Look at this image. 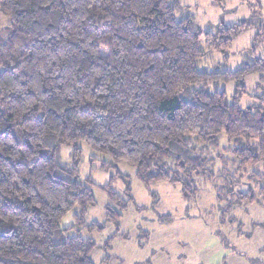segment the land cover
<instances>
[{
    "label": "trees",
    "instance_id": "16d2710c",
    "mask_svg": "<svg viewBox=\"0 0 264 264\" xmlns=\"http://www.w3.org/2000/svg\"><path fill=\"white\" fill-rule=\"evenodd\" d=\"M177 4L0 0L8 20L0 25V264H93L95 246L78 234L94 204L78 179L81 142L131 165L143 186L180 185L185 200L196 194L194 177L220 157L212 152L221 135L240 166L264 160V95L240 108L208 86L234 82L244 92L264 60L233 71L196 66L208 53L226 54L246 25L201 35L190 17L177 18ZM61 146L72 149L71 168L55 159ZM110 184L103 190L124 212ZM67 217L73 224L62 227Z\"/></svg>",
    "mask_w": 264,
    "mask_h": 264
},
{
    "label": "rangeland",
    "instance_id": "374dc122",
    "mask_svg": "<svg viewBox=\"0 0 264 264\" xmlns=\"http://www.w3.org/2000/svg\"><path fill=\"white\" fill-rule=\"evenodd\" d=\"M177 1V18L190 17L201 35L215 34L220 27L246 25L226 54L214 51L200 59L199 70L210 72L219 67L233 71L253 57L264 60V0H224L219 6L214 0ZM7 21L0 14V25ZM243 83L244 92L237 94L234 82L208 86L224 92L229 102L236 97L238 106L246 108L264 95V72ZM78 145V179L90 185L94 198L78 234L93 242V264H264V186L259 180H264V160L240 166L231 153L233 144L221 135L219 152H212L213 159L217 154L220 157L207 164L204 174L194 177L196 194L185 200L180 185L158 182L143 186L131 165L115 164L84 143ZM227 147L231 151L223 152ZM71 152L68 146L59 147L57 163L71 168ZM109 184L126 201L124 212L103 190ZM242 195L255 201H239ZM110 212L120 213L121 218L112 221ZM70 223L72 219L67 217L62 227ZM94 223L101 230H89Z\"/></svg>",
    "mask_w": 264,
    "mask_h": 264
}]
</instances>
